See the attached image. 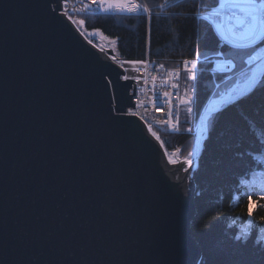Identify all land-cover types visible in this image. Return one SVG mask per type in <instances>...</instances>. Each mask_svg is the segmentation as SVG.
<instances>
[{
  "label": "water",
  "instance_id": "obj_1",
  "mask_svg": "<svg viewBox=\"0 0 264 264\" xmlns=\"http://www.w3.org/2000/svg\"><path fill=\"white\" fill-rule=\"evenodd\" d=\"M69 1L0 0V264H200L194 174L208 131L198 146L199 131L255 90L264 65L206 106L191 166L171 163L127 113L136 85L114 41L91 43Z\"/></svg>",
  "mask_w": 264,
  "mask_h": 264
},
{
  "label": "trees",
  "instance_id": "obj_2",
  "mask_svg": "<svg viewBox=\"0 0 264 264\" xmlns=\"http://www.w3.org/2000/svg\"><path fill=\"white\" fill-rule=\"evenodd\" d=\"M139 1L151 9L150 18L96 15L82 17L81 21L86 32L98 29L114 41L111 48L117 60H148L167 68L182 67L184 60L196 62L192 111L187 107L186 116L180 112L178 133L154 130L167 154L179 152V159H190L197 119L211 99L227 94L242 82L243 73L244 80L247 78L246 60L264 46V39L256 47L225 42L204 18L220 7L221 0H169L163 9L157 5L164 0ZM97 42L95 39L91 43L97 46ZM219 63H229L231 70L212 73ZM194 181L196 216L191 234L202 250L200 264H264V242H257L264 241L259 238L264 230L259 227V218L264 215V199L260 198L264 189V76L254 91L214 116ZM249 207L258 225L245 242L236 237L251 222L247 218Z\"/></svg>",
  "mask_w": 264,
  "mask_h": 264
},
{
  "label": "built area",
  "instance_id": "obj_3",
  "mask_svg": "<svg viewBox=\"0 0 264 264\" xmlns=\"http://www.w3.org/2000/svg\"><path fill=\"white\" fill-rule=\"evenodd\" d=\"M217 11L220 12L219 16L215 14ZM217 11L208 13L205 17L214 25L222 24L227 31L226 35L229 39L234 40L243 37L239 34L240 30L236 25V20L233 18V10L225 7L217 9ZM233 43L238 45L235 42ZM144 62L146 63H137V65H140V69L135 73L136 76L140 75L142 79L141 84L136 85L134 98L137 112H143L144 115L142 117L146 120L147 125L150 124L152 126V131L153 129L163 131V127L167 126L171 133H177L179 131V123L173 121L176 117L175 109L178 111L183 106H189L192 103V100L182 93L183 75L185 73L190 75V73L185 71L184 65L178 68H167L160 63L150 64L148 60ZM160 65H163V68ZM177 72L179 73L178 78L175 75ZM193 72L196 74V68ZM172 84H176L178 87L173 88L171 87ZM164 92L168 93L167 97L163 95ZM185 100L188 103H184L183 101ZM173 126H175L176 130H173Z\"/></svg>",
  "mask_w": 264,
  "mask_h": 264
},
{
  "label": "snow or ice",
  "instance_id": "obj_4",
  "mask_svg": "<svg viewBox=\"0 0 264 264\" xmlns=\"http://www.w3.org/2000/svg\"><path fill=\"white\" fill-rule=\"evenodd\" d=\"M168 2L169 0H164V2L162 4L157 5V7L163 9L168 4ZM92 3L96 4L98 9L105 13L112 10H118L120 12H129V13H137V14L145 13L149 16V18L152 16V11L148 7L147 3L140 4L135 2V0H92ZM87 7H88L87 5H84L85 9H87ZM225 7L233 10V18L236 20V25L240 30L239 34L244 38H246L249 44H253L259 39H264V0H221L220 8H225ZM215 14L216 16H219L220 12L217 11ZM69 19H71V17H69ZM73 22L75 23V21ZM80 23L83 24L84 21H80ZM93 31H99V30L94 29ZM131 63H146V62L135 61ZM183 64L185 71L190 73L188 79L189 80L195 79V73L193 72V70L196 68V62L184 60ZM160 67L163 68V65H160ZM137 71H139V69H137ZM175 75L178 78L179 73L177 72L175 73ZM131 78L138 79V77H131ZM124 79L127 80L130 79V77L125 76ZM254 83H255V78L253 77L249 81V89H251L252 84ZM171 87L177 88L178 85L172 84ZM163 95L167 97L168 93L164 92ZM183 102L188 103L187 100ZM188 111L191 112L192 109L189 107ZM133 114L135 115V113ZM148 130L152 133L153 137H155L158 141L160 140V137L157 135V133L152 131V126L150 124L148 125ZM173 130H176L175 126H173ZM161 143H163V141H161ZM176 151H179V149H177ZM191 155L192 153L190 152L189 156ZM170 162L175 163L176 161L170 158ZM185 163H187L188 166L190 167L192 161L190 159H185ZM184 170L187 171L188 169L185 168ZM260 198L264 199V189H261L260 191ZM247 200L249 201L250 204L251 203L250 194L247 195ZM247 218L249 221H251V224H247V226L242 230V234L236 237L237 240H245V238L248 237L251 230L253 228H256L258 225V221L252 216L251 207H249ZM259 221H260L259 227L261 229H264V215H262L259 218ZM257 242L261 243L264 241L258 240Z\"/></svg>",
  "mask_w": 264,
  "mask_h": 264
},
{
  "label": "rangeland",
  "instance_id": "obj_5",
  "mask_svg": "<svg viewBox=\"0 0 264 264\" xmlns=\"http://www.w3.org/2000/svg\"><path fill=\"white\" fill-rule=\"evenodd\" d=\"M87 2H90V3H92V0H86ZM135 2H137V3H140V4H144V3H142L141 1H139V0H135ZM94 4V3H93ZM217 9H220V7L219 8H217ZM217 9H215V10H213V11H217ZM213 11H211V12H213ZM211 12H208V13H211ZM67 13V15H68V17H71V20L72 21H75V25L79 28V30L86 36V37H88V40H90L91 42H93L95 39L98 41L97 42V47L98 48H105V47H107V43L108 42H110L106 37H104L103 36V34H101L99 31H92V32H86L85 30H84V23L83 24H81L80 23V21H81V18L82 17H85V16H88V17H94V16H96V15H120V16H146V17H149L147 14H145V13H139V14H137V13H129V12H120V11H118V10H112V11H109V12H107V13H105V12H102V13H95V12H66ZM208 13H206V14H208ZM205 14V15H206ZM205 15H204V18L205 19H207L206 17H205ZM208 20V19H207ZM209 21V20H208ZM213 24V23H212ZM217 24V23H216ZM213 26L215 27V29H216V31H217V33L219 34V36L225 41H228L229 39H227V31L224 29V27H223V25L221 24V25H214L213 24ZM263 39H259V40H257L256 42H254L253 44H249L248 43V41H247V39L246 38H244V37H241V38H238V39H234V41H232V42H235V43H237L238 44V46H242L243 45V47H252V46H255L256 47V45L259 43V42H261ZM225 41V42H226ZM229 42H231V41H229ZM114 44V43H113ZM95 45V44H94ZM112 47H114L113 45H112ZM108 48V47H107ZM261 48H264V46H262V47H260V48H258L256 51H255V53L252 55V56H254V55H256V53H257V51L258 50H260ZM106 49V48H105ZM115 50H116V48H114ZM112 50H113V48H112ZM114 51V50H113ZM252 56H250V57H252ZM249 57V58H250ZM115 58V57H114ZM248 58V59H249ZM248 59L246 60V67L244 68V72L246 73V71H247V78L244 80V78L246 77V74H242L241 75V77H242V79H243V81L242 82H240V83H236L235 85H238V84H241V83H243V82H245L248 78H249V76L251 75V73H252V70L254 69V67H248ZM120 61V60H119ZM120 62H125V61H120ZM219 65H223L224 66V64L223 63H219L217 66H219ZM217 66H216V68H214L215 70L214 71H222V70H218L217 69ZM229 70H231V67H230V69ZM213 71V72H214ZM212 72V73H213ZM196 75V74H195ZM188 76H189V74H187V73H185L184 74V76H183V80H182V93H183V95H186L187 96V98H189V99H192V92H193V81L192 80H189L188 79ZM196 77V76H195ZM194 80V79H193ZM234 85V86H235ZM218 86L219 85H217V84H215V88H218ZM233 86V87H234ZM232 87V88H233ZM231 92H232V94H235L236 92H237V89H234V90H230ZM229 91V92H230ZM228 92V93H229ZM191 106H192V103H191V105H189L188 106V108L190 107L191 108ZM187 107L186 106H183L182 108H181V113L184 115V116H186L187 115V111L185 110ZM206 108V107H205ZM204 111V110H203ZM203 113V112H202ZM202 113H201V115H202ZM200 115V116H201ZM200 116H199V118L197 119V124H195L194 125V135H195V139H194V147H195V141H196V137H197V135H196V132H197V128H198V123H199V119H200ZM214 116L215 115H213L209 120H208V128H209V126L212 124V122H213V120H214ZM158 131H160V132H162L161 130H158ZM208 131V130H207ZM171 134H176V133H171ZM194 147H193V150H194ZM168 155V157H169V159L171 158L172 160H176V158H180L179 157V152H177V153H173V154H167ZM192 157H193V154H192V156H191V160H192ZM247 224H251V222H248ZM247 224L245 225V226H243V228H242V230L247 226ZM241 234H242V232H241ZM249 236V235H248ZM247 238V237H246ZM245 238V239H246ZM259 238H261L262 240H264V230L260 233V236H259Z\"/></svg>",
  "mask_w": 264,
  "mask_h": 264
},
{
  "label": "bare ground",
  "instance_id": "obj_6",
  "mask_svg": "<svg viewBox=\"0 0 264 264\" xmlns=\"http://www.w3.org/2000/svg\"><path fill=\"white\" fill-rule=\"evenodd\" d=\"M69 3L71 5L68 6V7H69V10L72 11V12H90V11L91 12H95V13H102L103 12V11H100L98 9L96 4H93V3H90V2L85 3V0H70ZM84 5L88 6L87 9L84 8ZM131 62H135V61H131ZM131 62H126V61L125 62H121V66L124 68V70L126 72L125 76L130 77V79L132 81H134V85H140L141 82H142V79L140 78V75H137V76L135 75V73L138 72L137 69H140V65L139 64L137 65V63H131ZM263 65H264V50L259 52L254 58H252L249 61V66L250 67H256L255 77L258 74V70ZM131 77H138V79H132ZM248 85H249V82L246 84L245 87H247ZM237 89H239V87ZM219 106H220V104L218 102H213V103L210 104V108L208 109V111L212 112V110L217 109ZM135 108L136 109L128 110L127 113L128 114L135 113V115L140 117L145 122V124L147 125L146 120L142 117V115H144L143 112L142 111H138L137 112V107L135 106ZM180 112H181V109H178V111H177V109H175V116L176 117L173 119V121L175 123H179L180 122V114H181ZM210 116H212V115L207 116L202 122L201 129H200L199 135H198V146L201 145L202 139H203V137H204V135L206 133V130L208 129V120L211 118ZM158 126H160V125H158ZM155 128H159V127H155ZM163 128H164V130L162 132L171 133L169 131V129L167 128V126L163 127ZM154 130H158V129H153V131Z\"/></svg>",
  "mask_w": 264,
  "mask_h": 264
}]
</instances>
